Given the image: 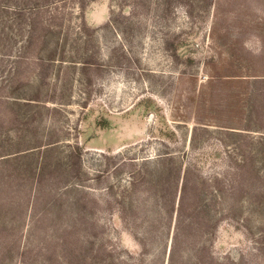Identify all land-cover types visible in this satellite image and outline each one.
Here are the masks:
<instances>
[{
    "label": "rangeland",
    "instance_id": "obj_1",
    "mask_svg": "<svg viewBox=\"0 0 264 264\" xmlns=\"http://www.w3.org/2000/svg\"><path fill=\"white\" fill-rule=\"evenodd\" d=\"M0 264H264V0H0Z\"/></svg>",
    "mask_w": 264,
    "mask_h": 264
}]
</instances>
